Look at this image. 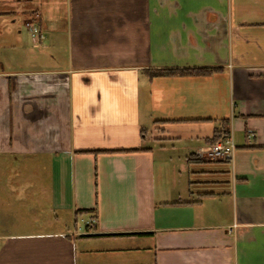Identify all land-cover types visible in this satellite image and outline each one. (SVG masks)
<instances>
[{"label": "crops", "instance_id": "0c3cea01", "mask_svg": "<svg viewBox=\"0 0 264 264\" xmlns=\"http://www.w3.org/2000/svg\"><path fill=\"white\" fill-rule=\"evenodd\" d=\"M0 264H264V0H0Z\"/></svg>", "mask_w": 264, "mask_h": 264}, {"label": "built area", "instance_id": "2783aa9c", "mask_svg": "<svg viewBox=\"0 0 264 264\" xmlns=\"http://www.w3.org/2000/svg\"><path fill=\"white\" fill-rule=\"evenodd\" d=\"M26 26L28 27L30 34L32 37L37 40L45 39L44 31L38 26V24L34 21H27ZM236 149V144L231 137L220 138L214 141L206 150L207 157L211 159H222V160H230L234 154ZM81 221L85 224L86 227H90L96 220L94 217L83 219Z\"/></svg>", "mask_w": 264, "mask_h": 264}, {"label": "trees", "instance_id": "16d2710c", "mask_svg": "<svg viewBox=\"0 0 264 264\" xmlns=\"http://www.w3.org/2000/svg\"><path fill=\"white\" fill-rule=\"evenodd\" d=\"M213 71V68H198V69H178V68H166V69H158L155 74L159 75H167V74H199V73H209ZM221 122L224 124L214 132L213 142L220 139L226 138L230 136L229 130V119L222 118Z\"/></svg>", "mask_w": 264, "mask_h": 264}, {"label": "rangeland", "instance_id": "374dc122", "mask_svg": "<svg viewBox=\"0 0 264 264\" xmlns=\"http://www.w3.org/2000/svg\"><path fill=\"white\" fill-rule=\"evenodd\" d=\"M43 1V0H42ZM40 8H42V7H40ZM64 6L63 5H61V6H57V10H64ZM42 10V9H41ZM43 13V12H42ZM55 13V12H54ZM42 16H44V14L42 15ZM26 22L27 21H34L36 18L33 16V15H31V16H29V17H27L26 16ZM20 22H18V23H16L15 25H13V27H12V29H13V31L16 33V31H18L19 29H21L22 30V33H20V35L21 36H23V39H24V41H27V42H29L31 45H34V46H36L37 47V49L40 47V48H43V47H46L45 45H47L48 44V40L47 41H45L46 39H42V40H37L36 38H34V37H32L31 36V34L29 33V29H28V27L26 26V24L24 23V24H21ZM20 25V27H18ZM46 33V36L47 37H49V36H51V34L48 32H45ZM15 35V34H14ZM35 39V40H34ZM66 38L64 37L61 41H59L58 40V38L57 39H55L54 38V35H52V43H54V42H61V43H64L63 42V40H65ZM33 40L35 41V43L33 42ZM59 46H61V44L59 45ZM57 47H58V45H57ZM60 48V47H59ZM59 48H58V50H59ZM10 52H11V50H10ZM82 223L83 222H80V225H82ZM84 225V224H83Z\"/></svg>", "mask_w": 264, "mask_h": 264}, {"label": "flooded vegetation", "instance_id": "af4514ba", "mask_svg": "<svg viewBox=\"0 0 264 264\" xmlns=\"http://www.w3.org/2000/svg\"><path fill=\"white\" fill-rule=\"evenodd\" d=\"M35 22V21H34ZM38 24V23H37ZM39 26V25H38ZM40 27V26H39Z\"/></svg>", "mask_w": 264, "mask_h": 264}]
</instances>
